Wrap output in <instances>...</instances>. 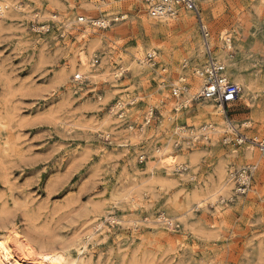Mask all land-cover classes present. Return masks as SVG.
<instances>
[{
  "label": "rangeland",
  "instance_id": "rangeland-1",
  "mask_svg": "<svg viewBox=\"0 0 264 264\" xmlns=\"http://www.w3.org/2000/svg\"><path fill=\"white\" fill-rule=\"evenodd\" d=\"M197 1L217 57L229 44V110L195 95L188 11L0 0V238L68 264H264V0ZM246 167L240 196L229 174Z\"/></svg>",
  "mask_w": 264,
  "mask_h": 264
},
{
  "label": "built area",
  "instance_id": "built-area-1",
  "mask_svg": "<svg viewBox=\"0 0 264 264\" xmlns=\"http://www.w3.org/2000/svg\"><path fill=\"white\" fill-rule=\"evenodd\" d=\"M128 1V0H122ZM145 6L146 14L154 20H162L165 17H176L184 10L192 13L199 24L202 38L205 63L194 72L202 81L201 93L198 99L212 102L224 110H229L240 98V88L236 83L230 82L227 76L226 65L219 60L213 48L211 33L204 24L202 13L197 0H138ZM96 25H101L97 23ZM104 26V25H102ZM156 55L150 53L146 57L148 63L155 62ZM186 91L185 86H174L173 96L179 98ZM149 121V120H148ZM206 127L205 130H207ZM258 149L264 157V141L258 144ZM255 168H241L230 172L229 180L234 184L237 195L245 196L251 190Z\"/></svg>",
  "mask_w": 264,
  "mask_h": 264
},
{
  "label": "bare ground",
  "instance_id": "bare-ground-1",
  "mask_svg": "<svg viewBox=\"0 0 264 264\" xmlns=\"http://www.w3.org/2000/svg\"><path fill=\"white\" fill-rule=\"evenodd\" d=\"M129 1L132 2V0H129ZM129 1H125V2H129ZM132 8L136 9L137 7L134 5ZM163 19L169 20V19H172V17H165ZM95 23H98V22H95ZM99 23L101 25H104V26L106 25L105 24L106 22H103V21L99 22ZM227 41H228V43H230V40H227ZM228 46H229V44L228 45L226 44L223 48L222 53L218 56L219 59L225 61L227 64L230 63V61L228 60L227 53L224 49L228 48ZM229 58H231V57H229ZM84 63H85V60H84ZM144 63H145V60L143 59L141 64H144ZM201 85H202L201 79L199 77L196 78V83H195L196 88H194L193 90L198 91L195 94L198 97H200ZM237 85L240 88V84L237 83ZM193 90L192 89L189 90L186 94L192 95ZM220 108H222V107H220ZM220 112L224 113V111H222V110H220ZM219 116L223 117V115H219ZM223 122H224V120L220 119L219 123H218V125H219L218 127L223 128L224 124H225ZM210 126H211V129H214L213 128L214 125H210ZM236 127L237 126H234L232 123H230V124H228L227 127H225L226 128L225 132L226 133L228 131L236 132L237 131ZM220 128L217 130L218 131L222 130ZM217 130L215 128L214 131H217ZM260 166H261L260 171L263 173L264 172V164H261ZM67 262L68 261H67L66 257L62 253L47 252V251H42V250L39 251L38 249H36L34 246H32L30 243H28L24 238H22L17 233H12V234H9L5 237L0 238V264H68L69 262L68 263Z\"/></svg>",
  "mask_w": 264,
  "mask_h": 264
}]
</instances>
